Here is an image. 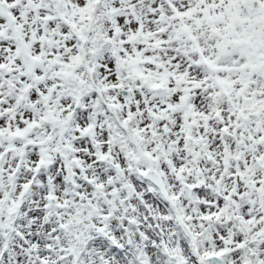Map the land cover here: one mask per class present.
<instances>
[{"label":"snow or ice","instance_id":"obj_1","mask_svg":"<svg viewBox=\"0 0 264 264\" xmlns=\"http://www.w3.org/2000/svg\"><path fill=\"white\" fill-rule=\"evenodd\" d=\"M0 264H264V0H0Z\"/></svg>","mask_w":264,"mask_h":264}]
</instances>
